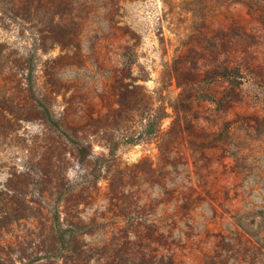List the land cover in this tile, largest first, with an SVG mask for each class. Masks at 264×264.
<instances>
[{
    "label": "rangeland",
    "instance_id": "rangeland-1",
    "mask_svg": "<svg viewBox=\"0 0 264 264\" xmlns=\"http://www.w3.org/2000/svg\"><path fill=\"white\" fill-rule=\"evenodd\" d=\"M0 264H264V0H0Z\"/></svg>",
    "mask_w": 264,
    "mask_h": 264
},
{
    "label": "trees",
    "instance_id": "trees-1",
    "mask_svg": "<svg viewBox=\"0 0 264 264\" xmlns=\"http://www.w3.org/2000/svg\"><path fill=\"white\" fill-rule=\"evenodd\" d=\"M40 104H41V107H42V110H43V113H44L45 117H46L48 120H52L48 108H47L46 106H44L41 102H40Z\"/></svg>",
    "mask_w": 264,
    "mask_h": 264
}]
</instances>
